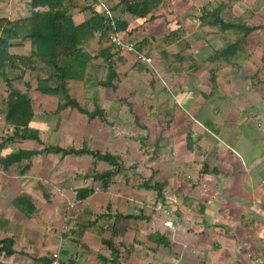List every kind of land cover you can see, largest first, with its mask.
<instances>
[{
	"label": "crops",
	"instance_id": "1",
	"mask_svg": "<svg viewBox=\"0 0 264 264\" xmlns=\"http://www.w3.org/2000/svg\"><path fill=\"white\" fill-rule=\"evenodd\" d=\"M106 1L124 20L123 36L150 61L112 47L115 87L99 85L107 66L98 34L91 37L95 82L71 79L68 88L102 115L56 110L59 96L39 91L36 73L26 70L28 125L40 141L21 138L5 120L0 78V141L7 138L0 156L37 151L0 163V238H12L15 251L0 252V264H49L52 253L64 264H264V0H150L157 4L143 14ZM28 2L0 16L26 15ZM66 2L75 23L91 15L94 0ZM208 3L250 32L205 26L213 18V11L203 17ZM172 30L179 36L164 46ZM234 35L237 50L212 82L203 60ZM29 45L10 50L25 54ZM84 144L114 162L46 148ZM113 169L107 180L99 176ZM155 182L160 191L144 185ZM22 195L20 210L14 201ZM164 208L173 227L163 225Z\"/></svg>",
	"mask_w": 264,
	"mask_h": 264
},
{
	"label": "trees",
	"instance_id": "2",
	"mask_svg": "<svg viewBox=\"0 0 264 264\" xmlns=\"http://www.w3.org/2000/svg\"><path fill=\"white\" fill-rule=\"evenodd\" d=\"M120 3L125 6V10L128 12L143 14L152 8L151 5L157 4V1L121 0ZM110 7L113 11L115 10L113 6L110 5ZM89 10L91 15L88 18L80 23H75L67 7L66 0H29L26 15L15 18L5 15L0 16V78L4 81L7 90V95L3 101L6 107L5 120L14 124V134L19 137L34 138L40 141L38 132L30 129L28 125L33 116V111L31 97L28 92L30 83L24 78L26 70L36 73V87L39 91L59 96L62 102L58 104L56 110L60 111L70 105L89 117L103 114L100 107L90 111L81 106L74 97H71L68 88V81L71 79L81 80L85 85L95 82L91 71L93 55L86 47L88 41L95 34H98L97 42L101 46L98 54L107 66L105 77L98 80L97 84L115 87L113 79L117 77V72L114 69L113 54L111 53V48L114 45L109 38L108 17L99 10L96 0H94L93 5L89 6ZM209 11H213V18H208L205 21V26H218L221 30L232 32L242 30L244 34L251 30L250 27L242 24L240 18L224 21L217 15V6L212 3L203 6V17ZM123 21L121 17L116 18L119 31L124 26ZM178 36V32L172 30L160 41L164 46H167L176 40ZM233 38L234 40L229 44L216 48L210 57L203 60L204 65L207 66L210 72L212 82L228 64L229 56L237 50L240 38L236 35ZM26 39L30 45L25 54L14 53L10 50L12 46H18ZM181 58L180 55H177V59L181 60ZM19 127H22L21 133ZM5 140L7 138H2L0 141V149ZM46 148L62 151L63 153H88L111 163L114 162V156L92 151L88 149L86 144L79 149H64L53 146ZM35 153H37L36 150H18L4 157L0 156V163L3 167H7L13 161L30 157ZM115 169L105 171L99 176L103 180H107ZM144 185L155 187L158 191L161 189V185L156 182L152 185L148 183H144ZM24 198L25 195H22L14 201L20 210H23L20 202ZM13 242L12 238H0V252L7 255L13 254L15 252L12 248Z\"/></svg>",
	"mask_w": 264,
	"mask_h": 264
},
{
	"label": "built area",
	"instance_id": "3",
	"mask_svg": "<svg viewBox=\"0 0 264 264\" xmlns=\"http://www.w3.org/2000/svg\"><path fill=\"white\" fill-rule=\"evenodd\" d=\"M99 10L108 17V26H109V38L113 43L114 47L121 52H130L134 53L136 58L142 61H150L148 56H145L141 52H139L134 45V42L126 39L122 32L117 29L116 25V13L111 9L110 5L106 0H96ZM72 187H69L71 189ZM55 191L63 196L64 189L60 186H55ZM70 207L73 206V203L69 204ZM163 213L165 214V219L163 220V225L166 227H173L176 224V219L171 217V212L169 209H163ZM66 215V213H64ZM49 264H64V262L58 259L57 253L51 254V260Z\"/></svg>",
	"mask_w": 264,
	"mask_h": 264
},
{
	"label": "rangeland",
	"instance_id": "4",
	"mask_svg": "<svg viewBox=\"0 0 264 264\" xmlns=\"http://www.w3.org/2000/svg\"><path fill=\"white\" fill-rule=\"evenodd\" d=\"M23 6L24 5L21 3V0H0V13L14 12L16 9H18V12H21ZM16 15L17 14H14L13 16ZM0 129L3 130L4 127L0 126Z\"/></svg>",
	"mask_w": 264,
	"mask_h": 264
}]
</instances>
